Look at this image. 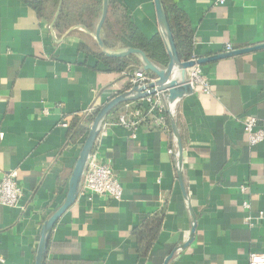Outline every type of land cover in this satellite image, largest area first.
<instances>
[{"label": "crops", "instance_id": "0c3cea01", "mask_svg": "<svg viewBox=\"0 0 264 264\" xmlns=\"http://www.w3.org/2000/svg\"><path fill=\"white\" fill-rule=\"evenodd\" d=\"M119 1L146 38L158 33L152 0ZM173 1L193 27L194 58L264 43V0ZM52 23L21 0H0V180L17 172L23 192L18 207L0 206V264H34L40 228L65 200L85 138L68 142L67 116L127 91L139 69L108 72L80 49L97 51L84 31L59 38ZM200 67L211 94L184 97L174 115L196 218L191 243L177 250L192 217L169 115L170 129L148 121L134 132L106 119L92 153L111 164L122 198L80 191L52 230L44 264H163L172 254L168 264H248L251 253L264 255V140L251 147L243 130L253 116L264 132V50Z\"/></svg>", "mask_w": 264, "mask_h": 264}, {"label": "water", "instance_id": "95a60500", "mask_svg": "<svg viewBox=\"0 0 264 264\" xmlns=\"http://www.w3.org/2000/svg\"><path fill=\"white\" fill-rule=\"evenodd\" d=\"M152 1L155 8L158 34L160 35V38L162 40V43L164 45L168 57V62L165 67H160L154 62H152L147 57V55L139 49L122 48L119 50H110L105 46L101 37V29L107 17L108 0H103L101 16L96 25L94 32H91L90 30H87L84 27L76 26L70 28L65 34L67 35L75 29H80L84 31L93 40L98 51L107 58L117 59V58H126L129 56L135 57L139 62L138 71L141 73L150 74L152 76L153 82L149 83L147 86H141L139 84V81L136 80L134 83H131L130 89L111 98L99 109L98 113L95 115L92 123L89 126V130L84 138V142L82 144L78 158L72 169L70 179L68 182V189L65 200L63 204L60 206V208L43 222L40 228L39 241L35 253L34 264H44L47 255L50 236L54 226L56 225L58 219L65 213V211L68 208H70L75 203L76 199L78 198V195L81 190L82 177L88 158L91 155L96 145L97 138L100 134V131L102 129L105 120L118 106L125 103L137 102L142 98H145L150 95H154L156 93L162 94L167 104V113L169 115L172 131L175 137L176 162H177V170L179 174V183L181 186L182 194L186 198L188 209L192 217V226H191L189 239L183 246H181L177 250L184 249L193 240L195 228H196V218L194 213L192 212L182 182V177L180 172L182 168L183 148H182L180 135L178 133L177 125L174 119L176 104L184 97L193 94V89L190 86L187 79V69L195 65L202 66L204 64L216 62L219 60L264 50V43L252 47L232 50L229 52H225L214 56H209L206 58H195V60L181 61L179 59L178 52L174 44L173 36L171 33V29L163 5V1L162 0H152ZM58 11L59 9L57 10L55 19L58 15ZM172 256L173 254L169 256L164 261L163 264H168Z\"/></svg>", "mask_w": 264, "mask_h": 264}, {"label": "trees", "instance_id": "16d2710c", "mask_svg": "<svg viewBox=\"0 0 264 264\" xmlns=\"http://www.w3.org/2000/svg\"><path fill=\"white\" fill-rule=\"evenodd\" d=\"M21 1L35 12L38 18L47 20L48 22L53 21L54 33L59 38L65 35L70 28L76 26L84 27L94 32L101 16L103 4V0ZM162 1L179 59L181 61H189L194 58L195 35L193 27L186 14L176 6L173 0ZM58 9V15L55 19ZM101 37L105 46L110 50H119L122 48L139 49L160 67H165L168 62V57L160 35L157 33L151 38H146L131 22L130 17L127 15L126 7L119 0H108L107 17L101 29ZM95 48L97 47L95 46ZM80 49L95 56L110 73H128L131 75L139 65L138 60L133 56L117 59L107 58L98 49H96L97 51H91L85 45H81ZM147 75L152 78L150 74ZM123 105L118 106L110 114V117L108 116L107 120L115 122L117 120L116 115ZM137 107L141 109L145 108L141 104H137ZM100 108H94L93 112L88 115L67 116L65 122L68 142H76L78 139L85 137L90 124ZM166 122L170 129L168 115H166Z\"/></svg>", "mask_w": 264, "mask_h": 264}, {"label": "built area", "instance_id": "2783aa9c", "mask_svg": "<svg viewBox=\"0 0 264 264\" xmlns=\"http://www.w3.org/2000/svg\"><path fill=\"white\" fill-rule=\"evenodd\" d=\"M225 2L226 0H216V4L220 6L224 5ZM231 50L229 46L226 48L227 52ZM191 60H195V58ZM187 79L193 89V93L202 95L211 94L210 83L203 75L199 65L187 69ZM136 80L139 81L141 86H147L149 83L153 82L152 78L138 70L133 73L131 83H134ZM136 103L145 106V108L141 109L137 107ZM93 110L94 107H91L84 113L88 115L91 114ZM167 114V104L164 96L160 93H156L142 98L137 102L125 103L119 110L114 125L134 132L142 123L150 121L153 128L165 130L167 129ZM61 126L66 127V124H62ZM105 126H107V124L104 123L97 141L105 136ZM243 130L248 136V142L251 147L258 145L264 140V132L257 125V120L253 116H247L244 119ZM169 153L173 154L174 151L170 150ZM80 191L87 196L107 197L115 201L121 200L123 195L122 186L115 176L111 164L99 161L97 156L93 153H91L88 158L82 177ZM247 191L248 187L246 185H240L238 188V192L242 196L246 195ZM22 197L23 192L18 183L17 172H9L0 180V206L16 208L20 205ZM242 206L244 209H249V204L247 202H243ZM262 219H264V214L260 212L258 214V220ZM246 221L248 222L250 219L247 218ZM248 264H264V255L251 253L248 258Z\"/></svg>", "mask_w": 264, "mask_h": 264}]
</instances>
